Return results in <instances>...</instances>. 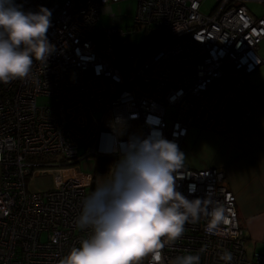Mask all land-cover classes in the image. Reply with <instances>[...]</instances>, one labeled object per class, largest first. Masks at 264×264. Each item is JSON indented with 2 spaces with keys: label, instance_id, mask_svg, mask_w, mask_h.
I'll list each match as a JSON object with an SVG mask.
<instances>
[{
  "label": "built area",
  "instance_id": "2783aa9c",
  "mask_svg": "<svg viewBox=\"0 0 264 264\" xmlns=\"http://www.w3.org/2000/svg\"><path fill=\"white\" fill-rule=\"evenodd\" d=\"M117 1L16 0L23 11L51 12L54 50L44 64L34 62L29 78L0 83V264H57L79 245L85 234L74 218L94 180L82 159L119 155L130 135L162 137L180 150L192 127L221 133L264 112L249 83L264 64V17L247 6L264 0H217L209 12L204 0H137L139 28L164 31L142 56L116 46L117 27L103 28L100 43L94 37L100 15ZM39 96L50 100L40 105ZM44 174L52 187L35 190ZM176 184L189 199L213 191L227 222L211 232L201 218L175 242L161 238L158 264L190 254L199 264H226L225 251L231 264H264V254L246 249L223 169L185 165ZM138 264H153L151 254Z\"/></svg>",
  "mask_w": 264,
  "mask_h": 264
},
{
  "label": "clouds",
  "instance_id": "9594fccd",
  "mask_svg": "<svg viewBox=\"0 0 264 264\" xmlns=\"http://www.w3.org/2000/svg\"><path fill=\"white\" fill-rule=\"evenodd\" d=\"M50 17L47 8L26 12L16 0H0V83L25 80L34 62H46L54 50L47 38ZM116 151L119 159L83 197L74 218L85 235L57 264H138L149 254L158 264L161 238L175 242L186 224L201 218L211 232L227 222L213 191L189 199L177 190L176 174L184 168L185 156L174 142L130 135ZM221 259L231 264L232 254L225 251ZM199 261V255H179L173 264Z\"/></svg>",
  "mask_w": 264,
  "mask_h": 264
},
{
  "label": "crops",
  "instance_id": "0c3cea01",
  "mask_svg": "<svg viewBox=\"0 0 264 264\" xmlns=\"http://www.w3.org/2000/svg\"><path fill=\"white\" fill-rule=\"evenodd\" d=\"M247 6L254 15L264 17L250 2ZM258 52L264 59V38ZM249 83L264 106V64L249 76ZM180 151L188 167L223 169L236 197L246 249L249 254H264V112L221 133L192 127Z\"/></svg>",
  "mask_w": 264,
  "mask_h": 264
},
{
  "label": "rangeland",
  "instance_id": "374dc122",
  "mask_svg": "<svg viewBox=\"0 0 264 264\" xmlns=\"http://www.w3.org/2000/svg\"><path fill=\"white\" fill-rule=\"evenodd\" d=\"M217 0H204L202 4V11L209 12L215 5ZM250 6L259 13H264V3L252 1ZM137 12V0H120L112 4V10L104 12L100 15L99 20L94 30V37L100 43L103 36L100 34L101 30L105 27L114 26L121 30L115 37V44L117 47H136V51L139 56H142L153 46L150 41L146 46L143 44V38L145 31L139 28V25L135 21ZM122 18V21H116ZM125 34V36L123 35ZM50 99L47 96H39L37 99L38 104L43 105L48 103ZM229 113V110L227 111ZM78 150L80 154H85L88 150L82 141L78 142ZM95 156H91L89 159H82L80 161L83 170L89 171L95 175L96 182L98 183L102 177H104L109 170L103 173H96L94 169ZM53 176L49 174L39 175L34 181V188L38 191L47 190L52 187Z\"/></svg>",
  "mask_w": 264,
  "mask_h": 264
},
{
  "label": "trees",
  "instance_id": "16d2710c",
  "mask_svg": "<svg viewBox=\"0 0 264 264\" xmlns=\"http://www.w3.org/2000/svg\"><path fill=\"white\" fill-rule=\"evenodd\" d=\"M118 159H119V155L96 157L94 164V169L96 173H103L106 170H109V167ZM96 184L97 182L94 175V180L92 186L90 187L89 192L95 187Z\"/></svg>",
  "mask_w": 264,
  "mask_h": 264
},
{
  "label": "water",
  "instance_id": "95a60500",
  "mask_svg": "<svg viewBox=\"0 0 264 264\" xmlns=\"http://www.w3.org/2000/svg\"><path fill=\"white\" fill-rule=\"evenodd\" d=\"M164 34L163 30L159 29H150L143 38V44H147L152 40H156L157 38L162 37Z\"/></svg>",
  "mask_w": 264,
  "mask_h": 264
}]
</instances>
